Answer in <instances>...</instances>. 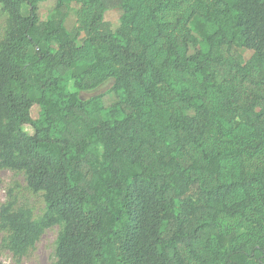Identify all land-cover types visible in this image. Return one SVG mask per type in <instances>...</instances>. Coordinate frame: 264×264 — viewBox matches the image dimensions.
I'll use <instances>...</instances> for the list:
<instances>
[{
  "label": "trees",
  "instance_id": "trees-1",
  "mask_svg": "<svg viewBox=\"0 0 264 264\" xmlns=\"http://www.w3.org/2000/svg\"><path fill=\"white\" fill-rule=\"evenodd\" d=\"M46 1L0 0V168L46 203L0 204L1 248L58 225L53 264H264V0Z\"/></svg>",
  "mask_w": 264,
  "mask_h": 264
},
{
  "label": "rangeland",
  "instance_id": "rangeland-1",
  "mask_svg": "<svg viewBox=\"0 0 264 264\" xmlns=\"http://www.w3.org/2000/svg\"><path fill=\"white\" fill-rule=\"evenodd\" d=\"M55 6V0H47L41 4L40 15L45 19ZM122 11L118 9L109 10L106 13V20L109 21L113 28L120 24ZM6 22L0 17V39L4 34ZM251 51L247 52L250 57ZM114 80H108L105 84L94 91L79 92L81 99L87 100L97 95H104L103 100L106 105L114 103L117 99L114 92L111 91ZM42 108L36 104L31 110V118L37 119L41 114ZM25 131L34 134V127L27 123L24 126ZM16 203V207H27L34 210L35 216L40 217L46 210V203L43 193L32 191L24 172H18L10 169L0 168V204L7 202ZM60 226H54L48 229L34 248L30 249L22 258H15L8 250L1 248L4 233L0 231V262L2 264H53L57 260L56 249L57 239L60 233Z\"/></svg>",
  "mask_w": 264,
  "mask_h": 264
}]
</instances>
